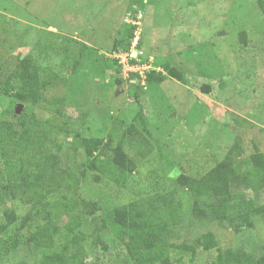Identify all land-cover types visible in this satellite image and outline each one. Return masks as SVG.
Returning a JSON list of instances; mask_svg holds the SVG:
<instances>
[{
	"label": "rangeland",
	"instance_id": "1",
	"mask_svg": "<svg viewBox=\"0 0 264 264\" xmlns=\"http://www.w3.org/2000/svg\"><path fill=\"white\" fill-rule=\"evenodd\" d=\"M134 36L139 44L130 46ZM118 45L135 54L119 58V67L108 57ZM25 56L59 76L47 95L62 98L64 116L84 136L106 138L114 120L128 123L141 109L152 152L139 164L119 154L113 159L132 172L130 189L94 183L90 176L81 188L85 200L102 208L169 185L177 171L203 173L234 144L244 157L264 151V19L254 0H0V154L11 149L22 122L52 113L13 96L18 82L9 74ZM164 62L189 79L170 77ZM150 70L163 81L138 87L133 74L144 78ZM203 83L209 93L198 89ZM76 159L84 162V153ZM240 186L223 224L188 218L169 229L175 264H212L217 250L196 244L206 231L221 250L259 252L264 216L254 208L264 205V197ZM6 209H15L14 203L0 207L1 221ZM83 211L91 214L92 204ZM26 233L17 221L0 234V264H32L35 252L22 244ZM87 246L93 248L89 263L125 264L110 231L93 235Z\"/></svg>",
	"mask_w": 264,
	"mask_h": 264
},
{
	"label": "trees",
	"instance_id": "2",
	"mask_svg": "<svg viewBox=\"0 0 264 264\" xmlns=\"http://www.w3.org/2000/svg\"><path fill=\"white\" fill-rule=\"evenodd\" d=\"M254 1L264 19V0ZM239 35L246 44L245 32ZM85 47L82 43L81 53ZM124 49L118 45L108 53L118 67L119 58L115 55L130 50ZM162 67L172 78L189 79L177 66L164 62ZM133 75L138 87L142 86L141 81L149 85L164 79L154 70L144 78ZM9 77L18 82L13 93L17 101L52 111L44 119L31 115L22 122L11 149L0 154V207L15 205V209L2 211L0 234L18 221L19 229L27 231L22 244L35 252L32 264H85L93 251L87 246L88 240L103 231L116 237L125 264H175L177 259L172 256L168 241L170 228L188 218L223 224L230 197L239 184L252 192H262L264 197V151L255 150L244 157L240 144H234L203 173L177 171L171 184L141 190L131 200L109 209L100 207L98 202H88L81 195V188L89 176L94 183L106 180L118 189H130L134 176L115 163L114 154L139 164L152 152L141 109L128 123L114 120L106 138L87 137L64 116L62 98L47 95L59 82L51 66L40 67L31 56H25ZM197 87L202 93H209L211 88L205 83ZM78 151L84 153V162L78 163ZM87 204L93 206L91 214L83 211ZM254 212L264 216V205L255 207ZM196 244L204 250H217L212 264H264V242L258 253L243 247L221 250L214 234L206 231L197 237ZM87 263L103 264L100 260Z\"/></svg>",
	"mask_w": 264,
	"mask_h": 264
},
{
	"label": "built area",
	"instance_id": "3",
	"mask_svg": "<svg viewBox=\"0 0 264 264\" xmlns=\"http://www.w3.org/2000/svg\"><path fill=\"white\" fill-rule=\"evenodd\" d=\"M134 39H136L135 36H134ZM134 39H133V41H134ZM133 41H132V42H133ZM134 42H137V40H135ZM131 53H132V50L130 49L128 53H118V54L115 55V57L122 58L124 54H125L127 57H128V55H130V57H135V54L132 56ZM140 75H141V73H140ZM141 78H142V77H141ZM143 83H144V82L141 81V84H143Z\"/></svg>",
	"mask_w": 264,
	"mask_h": 264
}]
</instances>
